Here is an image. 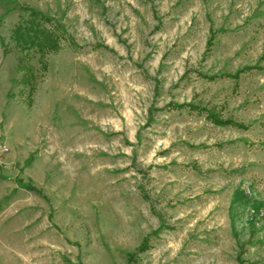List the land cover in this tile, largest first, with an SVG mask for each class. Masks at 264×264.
<instances>
[{
  "label": "rangeland",
  "instance_id": "obj_1",
  "mask_svg": "<svg viewBox=\"0 0 264 264\" xmlns=\"http://www.w3.org/2000/svg\"><path fill=\"white\" fill-rule=\"evenodd\" d=\"M0 264H264V0H0Z\"/></svg>",
  "mask_w": 264,
  "mask_h": 264
},
{
  "label": "trees",
  "instance_id": "obj_2",
  "mask_svg": "<svg viewBox=\"0 0 264 264\" xmlns=\"http://www.w3.org/2000/svg\"><path fill=\"white\" fill-rule=\"evenodd\" d=\"M31 12L28 15H24L22 21L14 27L13 30V38L16 41L17 46L21 49L27 48H37L42 50H50L53 49L55 46L53 43V36L52 34H47L48 30L43 27L44 21H49L50 18L41 15L36 10H30ZM23 17V16H22ZM190 106L191 109H200L204 110V108H199L195 105L185 103V104H178L177 107H185ZM207 116L211 119L212 122L221 124V125H236L238 127H245L244 125L237 124L233 122L231 119H220L216 114L213 112L207 111ZM21 186L26 188H33L31 185L20 183Z\"/></svg>",
  "mask_w": 264,
  "mask_h": 264
}]
</instances>
